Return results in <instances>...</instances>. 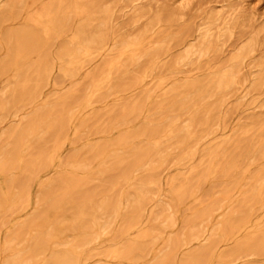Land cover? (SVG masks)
I'll list each match as a JSON object with an SVG mask.
<instances>
[{
	"label": "rangeland",
	"instance_id": "374dc122",
	"mask_svg": "<svg viewBox=\"0 0 264 264\" xmlns=\"http://www.w3.org/2000/svg\"><path fill=\"white\" fill-rule=\"evenodd\" d=\"M0 1V13L3 14L2 21H0V60L3 59L0 63V175L1 171L4 175H2L3 177L0 176L2 179H0L2 181H0V193H2L0 196L3 195L0 197V203H3V201L4 203L7 202V206L5 205L6 207H4L3 210V207L0 208V264H6L15 255H17V263L15 264H52L51 260L54 258L53 255L61 253L65 248H75V237L79 233L77 229L79 217L74 214L75 209L73 208L75 205L81 204L83 199L88 196L92 198V201L95 202L96 205L104 203L103 200L106 202L112 199L113 201L115 200L114 202L118 200L120 204H122L118 210L119 213L116 212L118 214H114L113 212L105 213V219L103 218V220H107L108 218V228L103 231V234L101 233L99 237L82 247L83 249H79V251H83L82 253L84 255H81L80 261L77 264H155L158 260L162 263L157 262V264H181V262H184L188 257L195 255L197 251L201 252L202 249L204 253L206 251L207 256L205 257L206 261L204 260V263L202 262L201 264H264V192H262L264 191V174L262 175V173H264V0H105V3L104 0H99V2L98 0H91L90 3H85L84 0H81L79 3H76V5L80 6V8L78 7L79 10L71 6L74 14L72 10L69 11L67 7L68 3H63L61 7L63 9L65 8V10L68 9L67 17L63 16L65 22L61 20V23L62 21L64 23L59 26L56 25V22L53 26L47 24L48 27L46 28V32H39V37H42V41H38L39 43L37 44L43 43V45L41 44L39 45L40 47L37 46V48L40 49L42 46L43 47L41 50L33 47L31 50L33 51L31 53L32 55L29 53L26 56L28 60L25 57L22 59V53L21 55L18 54L20 57L15 55L19 58L17 60L15 57H12L11 53L14 50L13 46H17L16 39L12 32L28 27L31 19L34 18L45 22V19L41 17L42 8L53 4L56 0ZM17 1L18 3H16ZM95 2H97V4H95ZM87 4L92 8L90 9L92 12L95 10L97 11L99 8L106 9L110 12L109 19L105 25V34L107 35L106 48L102 50L95 49L90 59L85 61L82 60L81 69L76 72L77 75H75V77L73 76L74 78H61V73L58 71L60 70V62L56 59V56L62 46L61 44L70 38L72 31L75 30L78 23L84 20V15L86 14L81 8ZM6 7L11 9L7 10ZM16 7H18L20 13L17 11ZM16 12L20 14L19 17ZM61 12H59V17ZM218 14H221V17L219 20L215 21L211 27V33L213 34L212 39L213 41L215 40V46L206 50L203 55L193 57L192 61H184L185 63L180 62L179 58L185 55L189 49L201 47L203 44L201 33L210 22H214V19L210 17H215ZM14 16L17 18L15 19ZM93 24L95 27L99 26V19H96ZM5 31H8V33H5ZM223 31L225 32L223 38L218 40L216 36L219 32L222 33ZM139 33H142L140 37L142 40L138 48L135 49L125 45L133 36ZM41 34L45 38L41 36ZM4 36L8 37L6 40H8L7 42L10 43V46L7 45L8 43H6ZM117 40L122 41L116 42ZM249 42L252 43L253 50L242 60L243 64L241 63L238 67L239 72L236 74L233 82L230 83L227 88H219L216 82H213L210 88H207L208 81L211 78L213 79V77L215 78V75L219 71L227 69L231 64V58L240 48L247 45ZM35 52H37L36 55H34ZM56 52L57 54H55ZM121 52L124 53L122 54ZM44 53H47L46 56L48 59L52 55L51 59H49L51 61L47 60L52 69L50 73L52 81L49 79V82L43 85L45 88L43 86V88L41 87V95L34 102L13 105L9 102L12 90L17 87V85L22 86V84H24L22 75H31V73H33V68L36 63L42 59L41 57L44 56ZM7 56L10 60L11 58L12 60H16L12 61V63L14 62L13 65L10 64L11 61L8 62ZM104 56H107V60L108 56L117 57H115V59L112 57L113 60L109 62L112 58L110 57L107 61ZM127 57H131L132 60H128L129 62L125 63L126 59H128ZM116 61H118V63ZM86 62L87 64L84 65ZM115 62L117 63V67ZM107 63H110L111 66H106ZM4 65L6 71L4 70ZM101 66L103 68H101ZM12 67L14 68L11 70ZM115 67L117 69H115ZM95 69L97 73H100V71L104 69V71H106L107 69V72H105L103 76H97L98 81L96 84L92 83L90 80L92 77L91 74H96L94 73ZM79 71L81 73H79ZM91 71L93 73H91ZM113 71L114 75L112 76L111 74ZM17 74L19 75L16 76ZM12 75L15 76L13 77ZM59 78L61 81L58 80ZM87 78L89 79L87 80ZM100 78H103V80ZM20 79L22 81H18ZM56 79L60 82H62V79L65 81L63 83H58ZM11 83L13 84L12 86ZM14 83H16L15 87ZM110 83L112 84L110 85ZM192 83H199L201 85L199 86L200 89L195 90L192 87L186 88L185 85ZM77 88H81V90L79 89L78 92ZM88 88H90L89 91ZM75 89H77V91ZM86 92L87 94H85ZM65 93L67 95H65ZM80 96L83 97L80 98ZM7 98H9V100ZM142 100L147 103L145 104ZM67 101H69V105L67 104L68 106L65 104ZM81 102L82 104L79 105ZM59 104L63 105L60 106ZM197 104L199 107H196ZM57 105L59 107H57ZM11 106L13 109L12 112ZM69 108L71 109L69 110ZM126 108L127 110L125 111ZM45 110L47 114H45ZM64 110L68 113L67 115ZM140 110L141 112L143 111L142 114ZM177 110L179 113H177ZM41 111L45 113L43 114ZM57 111L58 113L63 111L62 113L66 115L65 120L66 118L68 119L65 121L66 124L63 122L64 126L62 129L64 131L60 129V134L63 131V135L58 133V129L52 127L54 123H58L56 116ZM37 112L39 116L41 113L40 119L44 117L43 121L40 122L39 127H36L35 132V129L31 130L33 132L30 131V133L25 136L26 138L22 137L24 139L18 147V151L20 150L18 153L20 155L11 152L12 143H10V134L17 128L20 129L24 127V123H26L25 120L33 119L36 117ZM49 112L50 115H48ZM52 113L55 115H52ZM166 114L168 116H166ZM169 116H172L171 119ZM172 121H174L173 124L175 126L173 133H175V130H183V133H185V136L189 139L186 138L185 144L180 147L176 143L174 144V139H171L170 136ZM48 125H50V128ZM149 126L150 129L157 127L163 130L160 134L156 135L157 138L148 135V137H145L143 132L148 131L147 129ZM43 128L44 130H42ZM53 129H56L55 132ZM189 129L190 132H188ZM76 130L78 131L76 132ZM53 132L55 134L57 133V135L52 136L51 133ZM126 132H128L127 136L132 134V136L130 135L131 138H129L126 144H117V147L115 142L117 143L118 141V135H125ZM47 134H50V136L57 141V144L52 140L53 138ZM59 135L60 138L58 137ZM115 135L118 138H116ZM49 137L51 141L47 143L45 138L50 140L48 139ZM132 138L133 140H130ZM59 139H61V141ZM154 139L159 143L157 154L152 157H145L142 162L143 168L141 166L138 167L133 173L132 178L126 181L121 173L124 172L127 164L132 161L134 151L142 147L145 148L150 146ZM27 140L28 142L26 143ZM111 140L112 142L115 140L113 145L112 142L108 143ZM102 142H105L104 144L107 143L106 145L108 148L106 149L108 150L105 152V155L97 157L93 151L102 147ZM50 144H54V146H50L52 148H50L51 150L49 149ZM109 145L112 148L109 147ZM6 146H8L7 149ZM53 149H55V151H52ZM89 150H91L93 154L90 153ZM34 151H41V153H38L39 155H36L38 157L41 155V159L47 158L44 160L42 167H31L30 169L28 161L30 162L31 159L36 158L34 154L30 156V153H34ZM47 151L48 154L46 153ZM84 152H86L85 154L87 157L91 158L92 155L93 160L90 159L88 161L87 157H84L87 160L84 159L83 156H86L83 154ZM23 153L25 157L22 156ZM89 153L91 155H89ZM42 154H46V156L44 157ZM15 156H17V158ZM128 156L131 159H129ZM29 158L30 160H28ZM13 161L14 163L12 164ZM77 163L91 164V167L88 166L87 169L83 171L86 175L85 173L77 172V169L74 167ZM5 165L6 168H4ZM47 165L49 168H46ZM214 168H216V170ZM87 172L89 173L87 174ZM39 173L41 174L39 175ZM63 175L64 177L74 176V184L72 186L69 184L72 190L68 185L62 182L61 178ZM151 175L152 177H156L153 178L155 185L148 188L149 192L146 195V205L144 204L140 207L132 201L130 194L135 187L139 186L141 181ZM77 177L82 179L80 180ZM89 177H92L91 180ZM59 178L61 180H59ZM75 178L78 179H76V182ZM4 180L6 181L5 183ZM75 184L77 186H75ZM58 185L62 186L59 187ZM23 188L26 190V193ZM57 188H59V192L63 189L67 190V188L69 191L67 190L68 192H66V190H63L62 194L58 192ZM8 190L9 192H7ZM22 190L24 192H22ZM226 191L228 192L227 194ZM28 192L30 195H28ZM261 192L263 193L262 195ZM12 193H14V195ZM67 193L70 199H73L72 203L69 201ZM177 193L180 194L183 201L181 199H176ZM23 194L26 195L23 197ZM254 194H257V198ZM64 195L65 200L61 202L62 204L57 203L63 200L62 197H64ZM80 196L82 201L78 199ZM154 196L159 199H155L156 197L154 198ZM3 197L6 200H3ZM22 198L26 199L24 200ZM27 198L29 201H27ZM29 198H31V200ZM43 198L47 199L44 200ZM243 198L248 202H245L244 199V204L242 201ZM254 199H258L255 200L258 206ZM54 200L59 201L55 202V204L53 202L52 204L51 202ZM159 201L160 204L158 208L156 204ZM215 201H217L219 205L217 204L209 215H202L203 209L205 210L206 206L209 207ZM252 203L254 204L253 209ZM174 204H176V206ZM1 205L4 206V204H0V206ZM128 205L129 207H127ZM44 206L47 207L46 214H44L46 209ZM64 206L66 207L64 208ZM49 209L51 211H56V213L54 211V213H51ZM138 210L141 211L139 212ZM198 210L201 214L197 212ZM241 210L242 213H240ZM52 214H55V216ZM44 215L46 217H44ZM196 215L198 219H195ZM131 216H136L134 217L135 220ZM247 217H249V219ZM141 218L142 221L140 220ZM229 218L233 220L236 218L235 221L240 218V221H237L240 226L236 225V227L233 226L234 224H230L231 227L233 226L231 228L227 223ZM245 218L248 220H245ZM164 220H167L166 223L163 222ZM225 220L226 223H224ZM241 221L242 223H240ZM124 223L128 226L125 227ZM136 223L137 225H135ZM194 223L198 224L195 226ZM224 224H228V226L226 225L228 229L225 227L223 230ZM122 225L124 229L126 228L125 231L122 229ZM246 225L248 226L245 227ZM21 227L22 231L18 230ZM234 229L236 231H234ZM217 231L218 233L216 234ZM238 231L241 233H237ZM131 232H133V234H131ZM143 232L148 233V239L146 238L148 242L146 249L140 251L135 250L134 253H132L133 250H129L131 244L140 239V235ZM18 234L21 235L22 238ZM137 234L139 236H137ZM250 237H253L254 240L253 238L250 239ZM132 238L134 239L131 240ZM260 238H263V241H261ZM30 239L31 241H29ZM247 240L252 244L246 242ZM170 241H172L171 244L169 243ZM254 241H259V243ZM173 242L177 245L175 246ZM241 242L248 243L250 248H248V251L250 254L246 248L245 250L240 249L244 255L239 249H236L237 244ZM42 243L45 245L43 248H40ZM32 244H34V246ZM168 245L172 246L169 247ZM252 246L253 249L251 250ZM171 247H173L172 250ZM175 247L176 249H174ZM110 248L116 250L118 254L115 256L112 254L108 256V252L113 250ZM126 248L127 253L125 251ZM42 251H44L45 254ZM230 251H234V256L233 254L230 257L228 255H223L230 253ZM244 251H247V253ZM40 252H42V255ZM4 253L6 254L4 255ZM34 253L36 254L34 255ZM253 253H255V255ZM167 255L169 257H167ZM235 255L237 257H235ZM88 258H91L90 261ZM170 259H172V261Z\"/></svg>",
	"mask_w": 264,
	"mask_h": 264
},
{
	"label": "bare ground",
	"instance_id": "6f19581e",
	"mask_svg": "<svg viewBox=\"0 0 264 264\" xmlns=\"http://www.w3.org/2000/svg\"><path fill=\"white\" fill-rule=\"evenodd\" d=\"M8 1V0H7ZM6 1V2H7ZM21 1V0H20ZM81 0H56L55 2H53V4H51V5H49V6H44L43 8H42V11H41V17L42 18H44L45 19V22L44 21H40L39 19H37V18H34V19H31V21H30V23L28 24V27H24V28H22L21 30H19V31H16V32H12L13 33V36L15 37V39H16V43H17V46L15 47V46H13L14 47V50L12 51V57H15V59L17 60V59H19L18 57H20L19 55H21V53H22V59H23V57H25V58H27L26 56L30 53V55H32L31 53L33 52V51H31L32 50V48L34 47H36V49H38L37 48V46H39V45H43V43H41V44H37V43H39L40 41H42V37L40 38L39 36V32H41V31H43V32H46V28L48 27L47 26V24H50V25H54L55 24V22H56V25L57 26H59V25H61L62 23H64L65 22V19H63V16H66L67 14H68V9H69V11L70 10H72L71 9V6H74L75 7V9L76 10H79V8H80V6H78V5H76V3H79ZM85 1V3H90L91 2V0H84ZM97 1V0H96ZM116 1H118V0H116ZM1 2V1H0ZM10 2V1H9ZM8 2V3H9ZM98 2H99V0H98ZM121 2V1H120ZM135 2V1H134ZM134 2H132V3H134ZM12 3H14V4H16V3H18V1L15 3V2H12ZM63 3H68V9L67 10H65V8L63 9L62 7H61V4H63ZM104 3H105V0H104ZM108 3V2H107ZM242 3H243V1H242ZM95 4H97V2H95ZM103 4V3H102ZM9 5V4H8ZM11 5V4H10ZM64 5H67V4H64ZM91 5V4H90ZM5 6V5H4ZM14 6H16V5H14ZM14 6H13V8H14ZM65 7V6H64ZM66 7V8H67ZM79 7V8H78ZM115 7V6H114ZM17 8V11L20 13V11L18 10V7H16ZM20 8H21V6H20ZM6 9L7 10H9V9H11V8H7L6 7ZM82 9V11H84L85 12V14L86 15H84V20L82 21V22H80V23H78V25H77V27L75 28V30H73L72 31V34H71V36H70V38H68V40L67 41H65L64 43H62L61 45H60V43H59V45L61 46V48H60V50L59 49H57V50H59V52H58V54H57V52L55 53V54H57V56H56V59L57 60H59V62H60V70H58L60 73H61V78L62 77H70V78H72L73 76L75 77V75H77L76 74V72L78 71V70H80L81 69V64H82V60H88V59H90V57H91V55H92V53L94 52V50L95 49H97V50H102V49H104V48H106V37H107V35L105 34V25L107 24V21H108V17H109V13L110 12H108V10H106V9H101V8H99L97 11L95 10V11H90V9H92L88 4L86 5V6H84L83 8H81ZM16 10V9H15ZM41 10V9H40ZM62 11V12H61ZM73 11V10H72ZM18 12H16L17 14H18V17H19V13ZM59 12H61V15H60V17H59ZM114 12V11H113ZM167 12V11H166ZM9 13V12H8ZM11 14H12V12H11ZM17 14H14V15H17ZM73 14H74V11H73ZM2 15L3 14H1L0 13V21H2ZM75 16V15H74ZM83 16V15H82ZM15 17V16H14ZM32 17V16H31ZM67 17V16H66ZM221 17V14H218V15H216L215 17H213V16H211L210 18L211 19H214L213 21L214 22H210V24H208L207 25V27L205 28V30L201 33V37H202V41H203V44L201 45V47L200 48H197V49H189L187 52H186V54L185 55H183L182 57H180L179 58V61L180 62H184V61H192V59H193V57H199V56H201V55H203L204 54V52H206V50H209V49H211V48H213V46H215L214 45V43H215V40L213 41V39H212V33H211V27H212V25L215 23V21H217V20H219V18ZM223 17V16H222ZM9 18H10V16H9ZM17 17H15V19H16ZM81 19V18H80ZM96 19H99V26H97V27H95L94 26V24H93V22L96 20ZM11 20H12V18H11ZM61 20H64V22L62 21V23H61ZM72 20H73V18H72ZM75 20V19H74ZM4 21H5V19H4ZM98 21V20H97ZM71 22V21H70ZM73 22V21H72ZM74 23V22H73ZM98 23V22H97ZM75 24V23H74ZM96 25V24H95ZM68 26V25H67ZM54 28L58 31V29L54 26ZM65 28H67V27H65ZM71 28V27H70ZM52 29V28H51ZM54 29V30H55ZM68 29H69V27H68ZM67 29V30H68ZM72 29V28H71ZM53 31V30H52ZM70 31V30H69ZM55 32V31H54ZM142 32V31H141ZM5 33H8V31H5ZM42 33V32H41ZM69 33V32H68ZM11 34V33H10ZM52 34V33H51ZM54 34V33H53ZM224 34H225V32L223 31L222 33H218V35L216 36L217 37V39L218 40H220V39H222L223 38V36H224ZM8 35V34H7ZM141 35H142V33L140 34H137V35H135V36H133L132 38H131V40L129 41V42H127L125 45L126 46H131V47H133V48H138L139 46H140V44H141V40L142 39H140V37H141ZM41 36H43L42 34H41ZM44 37V36H43ZM4 38H5V40L6 39H8V37H6V36H4ZM11 38V37H10ZM45 38V37H44ZM0 39H1V37H0ZM40 39V40H39ZM49 39V38H48ZM123 39H125V38H123ZM3 40V39H2ZM50 40H51V38H50ZM8 40H6V43H8L7 42ZM39 41V42H38ZM119 41H122V40H117L116 42H119ZM253 42V41H252ZM4 43V42H3ZM11 43H13V42H11ZM15 43V42H14ZM44 43H45V41H44ZM10 43H8L7 45H9ZM52 44H53V42H52ZM109 44V43H108ZM123 44V45H124ZM11 45H13V44H11ZM10 46V45H9ZM40 47V46H39ZM43 47V46H42ZM41 47V48H42ZM51 47V46H50ZM6 48H8V47H6ZM41 48L40 49H38V50H41ZM59 48V47H58ZM193 48H194V46H193ZM1 49V48H0ZM48 49V48H47ZM253 50V46H252V43L251 42H249L247 45H245V46H243L242 48H240V50L231 58V64H230V66H228L227 67V69H224V70H221V71H219L216 75H215V78L213 77V79L211 78L209 81H208V86H207V88H210V86L212 85V83L213 82H216V85L219 87V88H227L229 85H230V83H232L233 82V80H234V78L236 77V74L239 72V66L241 65V63H242V60L251 52ZM125 51V50H124ZM48 52V51H47ZM97 52V51H96ZM95 52V53H96ZM108 52H110V51H108ZM107 53V52H106ZM122 53V52H121ZM124 53V52H123ZM122 53V54H123ZM135 53V52H134ZM19 54V55H18ZM37 54V52H35V54L34 55H36ZM119 54V53H118ZM117 54V56L119 57V55ZM133 54V53H132ZM15 55H17V56H15ZM33 55V56H34ZM47 55V53H44V56H42L41 58V60H39V62L38 63H36V65H35V67L33 68V70H32V72L33 73H31V75H22L23 76V82H24V84H22V86H18L17 85V87H15L16 86V83H14L15 85H14V89L12 90V92H11V94H10V103H12L13 105L14 104H18V103H20V104H23V103H25V102H34L37 98H39V96L41 95V87L43 86V85H45L46 83H48L49 82V79H51L50 78V73H51V68H50V66H49V63H48V61L47 60H49V59H51V57H52V55H51V57L48 59V57L46 56ZM101 55V54H100ZM9 56H10V52H9ZM117 56H112L114 59H115V57H117ZM127 56V55H126ZM131 56V55H130ZM8 57V56H7ZM30 57H32V56H30ZM105 57V56H104ZM107 57V56H106ZM105 57V60H107V58ZM111 56H108V60H109V58H110ZM111 57V58H112ZM33 58V57H32ZM47 58V59H46ZM96 58V57H95ZM113 58L111 59V60H109V62L110 61H112L113 60ZM128 58V57H127ZM15 59H13L14 61H16ZM29 59H31V58H29ZM53 59V58H52ZM178 59V58H177ZM1 60H3V59H1ZM1 60H0V63H1ZM8 62H10L11 61V63L10 64H12L13 65V63H12V58H11V60L9 59V57H8ZM26 60V59H25ZM27 60H28V58H27ZM107 60V61H108ZM123 60V59H122ZM128 60H132L131 59V57L130 58H128V59H126V62L125 63H127V62H129ZM49 61H51V60H49ZM124 61V60H123ZM7 62V61H6ZM28 62V61H27ZM26 62V63H27ZM90 62V61H89ZM103 62V61H102ZM114 62V61H113ZM117 63H118V61H116ZM115 62V65L117 64ZM18 63V62H17ZM21 63V62H20ZM24 63V62H23ZM30 63H32V62H30ZM50 63H52V62H50ZM56 63V62H55ZM121 63V62H120ZM185 63V62H184ZM22 64V63H21ZM87 64V62L84 64V65H86ZM90 64V63H89ZM104 64H105V62H104ZM124 64V63H123ZM123 64H120V65H123ZM243 64V63H242ZM7 65H9V64H7ZM18 65H20V64H18ZM102 65V64H101ZM111 66V64L110 63H107V65L106 66ZM114 65V64H113ZM112 65V66H113ZM181 65V64H180ZM16 66H17V64H16ZM1 67H3V66H1ZM4 67H5V65H4ZM85 67V66H84ZM105 67V66H104ZM116 67H117V65H116ZM115 67V69H117ZM119 67V66H118ZM177 67V66H176ZM224 67V66H223ZM14 67H12L11 68V70L13 69ZM18 68V67H17ZM83 68V67H82ZM99 68V67H98ZM101 68H103L102 66H101ZM106 68V67H105ZM111 68V67H110ZM222 68V67H221ZM8 69H10V68H8ZM96 69H97V67H96ZM95 69V71H94V73H96V74H94V75H92L91 74V78H90V80L92 81V83H95L96 84V82L98 81L97 79H98V77L99 76H103L104 75V73L105 72H107V69H106V71H100V73H97V70ZM220 69V68H219ZM5 71H6V67H5V69H4ZM10 70V71H11ZM25 70V69H24ZM108 70H109V68H108ZM241 70V69H240ZM110 71V70H109ZM23 72V71H22ZM7 73H9V72H7ZM24 73V72H23ZM30 73V72H29ZM54 73V72H53ZM79 73H81L80 71H79ZM91 73H93L92 71H91ZM114 73V71L112 72V76L114 75L113 74ZM2 74H4V73H2ZM19 74H17L16 76H18ZM52 75V74H51ZM60 75V74H59ZM99 75V76H98ZM106 75V74H105ZM13 77L15 76V75H12ZM98 76V77H97ZM142 76V75H141ZM264 76V75H263ZM52 77V76H51ZM56 77H57V75H56ZM73 77V78H74ZM85 77H86V75H85ZM90 77V76H89ZM111 77V76H110ZM22 78V77H21ZM141 78V77H140ZM79 79V78H78ZM86 79V78H85ZM89 78H87V80H88ZM100 79H102L103 80V78H100ZM57 80V79H56ZM58 80H60V78L58 79ZM57 80V82L59 83L60 81H58ZM68 80V79H67ZM66 80V81H67ZM72 80V79H71ZM84 80V79H83ZM82 80V81H83ZM237 80V79H236ZM235 80V81H236ZM18 81H22L21 79L20 80H18ZM51 81H52V79H51ZM54 81H55V79H54ZM65 81V80H64ZM63 81V79H62V82H60V83H63L64 82ZM69 81H70V79H69ZM79 81V80H78ZM89 82V81H88ZM261 82V81H260ZM10 83V82H9ZM57 83V84H58ZM91 83V84H92ZM106 83V82H105ZM18 84V83H17ZM80 84V83H79ZM112 83H110V85H111ZM13 84L11 83V86H12ZM100 85V84H99ZM98 85V86H99ZM101 85H103V84H101ZM9 86H10V84H9ZM10 86V87H11ZM91 86V85H90ZM186 86V88H188V87H192V88H194L195 90H199L200 89V87L199 86H201L199 83H192V84H187V85H185ZM44 87V86H43ZM42 87V88H43ZM94 87H97V86H94ZM100 87V86H99ZM104 87L106 88V86L104 85ZM45 88V87H44ZM91 88V87H90ZM90 88H88V91H89V89ZM11 89V88H10ZM78 89V88H77ZM77 89H75L76 91H77ZM80 90H81V88H79ZM79 89H78V92H79ZM99 89H101V88H99ZM104 89V88H103ZM205 90H206V88H205ZM215 90V89H214ZM9 91V90H8ZM44 91V90H43ZM43 91H42V93H43ZM94 91V90H93ZM78 92H76V93H78ZM174 92H176V91H174ZM191 92V91H190ZM71 93V92H70ZM143 93H145V92H143ZM143 93H142V95H143ZM201 93H204V92H201ZM44 94V93H43ZM67 94H68V92H67ZM66 93H65V95H67ZM85 94H87V92L85 93ZM6 95V94H5ZM64 95V96H65ZM83 95V94H82ZM150 95V94H149ZM186 95V94H185ZM45 96V95H44ZM68 96H70V95H68ZM73 96V95H72ZM101 96V95H100ZM183 96V95H182ZM181 96V97H182ZM76 97V96H75ZM83 96H80V98H82ZM144 97V96H143ZM43 98V97H42ZM41 98V99H42ZM45 98H47V97H45ZM63 98V97H62ZM71 98V97H70ZM70 98H68V99H70ZM198 98V97H197ZM196 98V99H197ZM8 100H9V98H7ZM7 99H5V100H7ZM67 99V98H66ZM73 99V98H72ZM91 99V98H90ZM193 99V98H192ZM195 99V98H194ZM7 100V101H8ZM59 100H60V98H59ZM82 100H84V99H82ZM81 100V101H82ZM145 100V99H144ZM174 100V99H173ZM39 101H40V99H39ZM38 101V102H39ZM76 101V100H75ZM75 101H73V102H75ZM79 101V100H78ZM143 101V100H142ZM192 101H194V100H192ZM191 101V102H192ZM68 102V103H67ZM65 104L67 105H69V101H67ZM70 102H72V101H70ZM144 102V101H143ZM205 102V101H204ZM59 103V102H58ZM76 103V102H75ZM74 103V104H75ZM78 103V102H77ZM138 103V102H137ZM145 104L147 103V102H144ZM188 103V102H187ZM11 104V105H12ZM80 104H82V102L81 103H79V105ZM92 104H93V102H92ZM135 104V103H134ZM145 104H144V106H145ZM201 104H203V103H201ZM29 105V104H28ZM27 105V106H28ZM34 105V104H33ZM60 105V104H59ZM63 105V104H62ZM62 105H60V106H62ZM67 105V106H68ZM79 105H78V107H79ZM90 105H91V103H90ZM136 105V104H135ZM170 105V104H169ZM179 105V104H178ZM198 105V104H197ZM196 105V107H199V105L197 106ZM15 106H17V105H15ZM26 106V105H25ZM67 106H64V107H67ZM89 106V105H88ZM137 106V105H136ZM165 106V105H164ZM177 106V105H176ZM32 107V106H31ZM55 107V106H54ZM57 107H59L58 105H57ZM90 107V106H89ZM140 107H141V105H140ZM165 107H167V106H165ZM195 107V108H196ZM20 108V107H19ZM18 108V109H19ZM27 108H29V107H27ZM26 108V109H27ZM72 108H74V107H72ZM125 108V107H124ZM143 108V107H142ZM159 108H161V107H159ZM176 108V107H175ZM194 108V109H195ZM25 109V110H26ZM49 109V108H48ZM71 108H69V110H70ZM139 109V108H138ZM183 109V108H182ZM190 109H191V107H190ZM24 110V111H25ZM47 110V109H46ZM45 110V111H46ZM51 110V109H50ZM62 110V109H61ZM61 110H59V111H61ZM127 110V108L125 109V111ZM135 110H136V108H135ZM143 110V109H142ZM173 110V109H172ZM13 111V109H12V106H11V112ZM17 111V110H16ZM56 111V110H55ZM124 111V110H123ZM169 111V110H168ZM168 111H167V113H168ZM171 111V110H170ZM175 111V110H174ZM180 111V110H179ZM189 111V110H188ZM10 112V113H11ZM30 112V111H29ZM42 112V111H41ZM63 112V111H62ZM62 112H59L58 113V111H57V114H56V116H57V122L58 123H54L53 125H52V127H55L56 129H58L57 131H59L58 133L60 134V129L61 130H63L62 128H63V126H64V124H63V122L65 123V121H67L68 119L66 118V120H65V116L68 114V113H66L65 112V110H64V112H65V114H63ZM73 112V111H72ZM121 112V111H120ZM140 112H141V110H140ZM173 112V111H172ZM40 113V112H39ZM43 114L45 113V112H42ZM138 113V112H137ZM143 113V111L141 112V114ZM177 113H179L178 112V110H177ZM22 114V113H21ZM37 114H38V112H37ZM37 114H36V117H34L33 119H31V120H25V122L26 123H24V127H22V128H20V129H18L17 128V124H16V130L13 132V133H11L10 134V138H11V142L10 143H12V148H11V152H14V153H16L17 155H20L18 152L20 151H18V147H19V145H20V143H21V141L24 139V138H26L25 136L26 135H28L29 133H30V131L31 130H34V132L36 131V127H39V124H40V122H42L43 121V118L42 119H40V117H41V113H40V116H39V114H38V116H37ZM45 114H47V111H46V113ZM74 114V113H73ZM170 114H171V112H170ZM189 114V113H188ZM187 114V115H188ZM10 115V114H9ZM15 115V114H14ZM20 115V114H19ZM35 115V114H34ZM48 115H50V112H49V114ZM52 115H55V114H53L52 113ZM138 115V114H137ZM140 115V114H139ZM175 115V114H174ZM43 116V115H42ZM166 116H168L167 114H166ZM173 116V115H172ZM171 116V117H172ZM197 116V115H196ZM3 117V116H2ZM4 117H6V116H4ZM18 117V116H17ZM30 117H31V115H30ZM52 117V116H51ZM170 117V116H169ZM171 117H170V119H171ZM12 118H13V116H12ZM46 118V117H45ZM71 118V117H70ZM168 118V117H167ZM177 118V117H176ZM8 119H9V117H8ZM52 119V118H51ZM173 119V118H172ZM175 119V118H174ZM17 120V119H16ZM2 121V120H1ZM28 122V123H27ZM49 122V121H48ZM50 122H52V121H50ZM69 122V121H68ZM73 122V121H72ZM173 122L174 121H172L171 123H172V127H171V131H170V136H171V139H174V144L176 143L179 147L181 146V145H184L185 144V141H186V138H187V136H185V133H183V130H175V133H173L174 132V128H175V126H174V124H173ZM187 122V121H186ZM196 122V121H195ZM193 123H194V121H193ZM46 124V123H45ZM44 124V125H45ZM66 124V123H65ZM190 124V123H189ZM68 125V124H67ZM49 126V128H50V125H48ZM190 126H192V125H190ZM203 126V125H202ZM14 127V126H13ZM65 127H66V125H65ZM64 127V128H65ZM145 127H147V126H145ZM12 128V127H11ZM49 128H47V129H49ZM13 129V128H12ZM56 129H53L54 130V132H55V130ZM42 130H44V128L42 129ZM148 131H144L143 132V134H145V137H148V136H155L156 137V135H158V134H160L161 133V131L163 130H160V129H158L157 127L156 128H151L150 129V126L148 127V129H147ZM45 131H47V130H45ZM64 131V130H63ZM63 131L61 132V134L60 135H63L62 133H63ZM78 130H76V132H77ZM140 131V130H139ZM143 131V130H142ZM31 132H33V131H31ZM40 132H41V130H40ZM52 132V131H51ZM51 133L52 134V136H54V135H57V133L55 134V133ZM188 132H190V129H189V131ZM8 133V132H7ZM50 133V132H49ZM130 133H131V131H130ZM133 133V132H132ZM34 134H36V133H34ZM124 134V133H123ZM127 134H128V132H126L125 133V135H118V137H116V135H115V137L116 138H118L117 140V143L115 142V140H113L114 142H115V144L117 145H122V144H126L127 142H128V140H129V138H131V136H132V134H130V135H128L127 136ZM135 134H136V132H135ZM2 135V134H1ZM48 136H50V134H47ZM60 135L58 136L59 138H60ZM137 135H138V133H137ZM148 135V136H147ZM34 136V135H33ZM32 136V137H33ZM48 136H46V137H48ZM52 136H50V137H52ZM189 136V135H188ZM2 137V136H1ZM22 137H24V138H22ZM50 137L48 138V139H50ZM74 137V136H73ZM134 137V136H133ZM159 137V136H158ZM37 138V137H36ZM53 138V137H52ZM157 138V137H156ZM5 139V138H4ZM29 139V138H28ZM31 139V138H30ZM55 139H56V137H55ZM61 139H62V136H61ZM61 139H59L60 141H61ZM115 139V138H114ZM165 139H167V138H165ZM188 139V138H187ZM6 140H7V138H6ZM9 140V139H8ZM45 140L47 141V143H48V141H51V139L50 140H47L46 138H45ZM52 140H54V138L52 139ZM130 140H133V138L132 139H130ZM168 140H169V137H168ZM167 140V141H168ZM189 140V139H188ZM5 141V140H4ZM35 141V140H34ZM33 141V142H34ZM38 141V140H37ZM36 141V142H37ZM59 141V142H60ZM8 142V141H7ZM28 142V140L26 141V143ZM53 142V141H52ZM54 142H56V144H57V141L56 140H54ZM53 142V143H54ZM106 142V141H105ZM105 142H102V147H99V148H97V149H95L93 152L95 153V156H103V155H105L106 153V151L108 150V149H106V148H108V146L106 145V144H104ZM112 142V140L110 141V142H108V143H111ZM114 142H112V145H113V143ZM133 142V141H132ZM173 142V141H172ZM5 143V142H4ZM51 143V142H50ZM131 143V142H130ZM134 143V142H133ZM152 144L150 145V146H147V147H145V148H139L138 150H135L134 151V154H133V158H132V161L130 162V163H128L127 164V166H126V169L124 170V172H122L121 174H123V178L126 180V181H129L131 178H132V175H133V173L138 169V167H142L143 165H142V162H143V159L145 158V157H152V156H154V155H156L157 154V149H158V147H159V143H157V141H156V139H154L153 140V142H151ZM55 144V143H54ZM54 144L52 145V144H50L49 145V149L51 148L50 146H54ZM58 144H60V143H58ZM103 144H104V146H103ZM114 144V145H115ZM97 145V144H96ZM99 145H101V144H99ZM115 145V146H116ZM118 145H117V147H118ZM130 145V144H129ZM136 145V144H135ZM139 145V144H138ZM170 145V144H169ZM22 146V145H21ZM24 146H25V143H24ZM37 146V145H36ZM56 146V145H55ZM141 146V145H140ZM139 146V147H140ZM188 146H189V144H188ZM187 146V147H188ZM2 147V146H1ZM47 147V146H46ZM57 147V146H56ZM109 147H111L110 145H109ZM114 147V146H113ZM187 147H186V149H187ZM190 147H192V146H190ZM8 148V146H6V149ZM34 148V147H33ZM39 148H42V147H39ZM38 148V149H39ZM55 148V147H54ZM93 148H94V146H93ZM92 148V149H93ZM112 148V147H111ZM116 148V147H115ZM120 148V147H119ZM189 148V147H188ZM19 149H21V148H19ZM52 149V148H51ZM50 149V150H51ZM110 149V148H109ZM185 149V150H186ZM214 149V148H213ZM10 150V149H9ZM9 150H7V151H9ZM87 150V149H86ZM172 150V149H171ZM33 151V150H32ZM49 151V150H48ZM48 151L46 152L47 154H48ZM52 151H55V149H53ZM51 151V152H52ZM169 151V150H168ZM187 151V150H186ZM216 151V150H215ZM3 152V151H2ZM24 152V151H23ZM27 152V151H26ZM45 152V151H44ZM50 152V151H49ZM89 152L90 153H92L91 152V150H89ZM114 152V151H113ZM35 153H37V154H35ZM38 153H41V151L40 152H36V151H34V153H30V156H31V154L33 155H35V157L36 158H34V159H31L30 160V158L28 159V160H30V162L28 161V164H29V166H30V169H31V167H42V164H44L43 162H44V160H46V158L44 159L43 157V159H41V155L38 157V156H36V155H39ZM86 152H84L83 154H85ZM89 153V155H91ZM129 153V152H128ZM127 153V154H128ZM5 154H7V153H5ZM50 154V153H49ZM78 154H80V153H78ZM93 154V153H92ZM206 154V153H205ZM254 154H255V152H254ZM253 154V155H254ZM13 155V154H12ZM22 155V154H21ZM28 155V154H27ZM43 155V154H42ZM81 155V154H80ZM86 155V154H85ZM88 155V156H89ZM110 155V154H109ZM22 156H24V153H23V155ZM44 157L46 156V154L45 155H43ZM48 156H50V155H48ZM78 156V155H77ZM76 156V157H77ZM82 156V155H81ZM94 156V157H95ZM193 156V155H192ZM207 156V155H206ZM212 156V155H211ZM216 156V155H215ZM256 156V155H255ZM261 156V155H260ZM16 158H17V156H15ZM25 157V156H24ZM27 157V156H26ZM33 157V156H32ZM75 157V156H74ZM84 157H87V155L86 156H83V158ZM129 157V156H128ZM160 157V156H159ZM191 157V156H190ZM258 157V156H257ZM3 158V157H2ZM50 158V157H49ZM48 158V159H49ZM55 158H56V155H55ZM88 158V161L90 160V159H92L93 157H92V155H91V158L90 157H87ZM96 158V157H95ZM118 158H119V156H118ZM7 159H8V156H7ZM74 159V158H73ZM84 159H86V158H84ZM127 159V158H126ZM129 159H131L130 157H129ZM4 160V159H3ZM2 160V161H3ZM9 160V159H8ZM25 160V159H24ZM71 160V159H70ZM81 160V159H80ZM87 160V159H86ZM93 160V159H92ZM113 160V159H112ZM233 160V159H232ZM1 161V162H2ZM69 161V160H68ZM67 161V162H68ZM83 161V160H82ZM99 161V160H98ZM117 161V160H116ZM119 161V160H118ZM124 161V160H123ZM50 162V161H49ZM79 162V161H78ZM147 162V161H146ZM158 162V161H157ZM210 162H211V160H210ZM10 163H11V161H10ZM14 163V161L12 162V164ZM93 163V162H92ZM16 164V163H15ZM19 164V163H18ZM25 164V163H24ZM23 164V165H24ZM49 164V163H48ZM56 164V163H55ZM65 164V163H64ZM69 164V163H68ZM95 164V163H94ZM234 164V163H233ZM236 164V163H235ZM10 165V164H9ZM91 165V164H90ZM90 165H88V163H77V164H75L74 165V167L77 169V172H82V173H85V172H83L85 169H87V167L88 166H90ZM93 165V164H92ZM159 165V164H158ZM218 165V164H217ZM231 165H232V163H231ZM28 166V167H29ZM53 166V165H52ZM70 166V165H69ZM233 166V165H232ZM236 166V165H235ZM19 167H20V165H19ZM18 167V168H19ZM49 168V166L47 165L46 166V168ZM73 167V168H74ZM91 167V166H90ZM96 167V166H95ZM102 167V166H101ZM146 167V166H145ZM156 167V166H155ZM4 168H6V165L4 166ZM18 168H16V169H18ZM66 168V167H65ZM100 168V167H99ZM103 168V167H102ZM143 168V167H142ZM3 169V168H2ZM24 169V168H23ZM29 169V168H28ZM39 169V168H38ZM62 169V168H61ZM67 169V168H66ZM75 169V170H76ZM92 169V168H91ZM147 169V168H146ZM149 169H151V168H149ZM210 169V168H209ZM215 170H216V168H214ZM233 169H234V167H233ZM19 170V169H18ZM17 170V171H18ZM44 170V169H43ZM67 170H69V169H67ZM79 170H81V171H79ZM90 170V169H89ZM97 170V169H96ZM235 170V169H234ZM11 171V170H10ZM28 171V170H27ZM30 171V170H29ZM42 171V170H41ZM226 171V170H225ZM43 172V171H42ZM96 172V171H95ZM213 172V171H212ZM243 172V171H242ZM26 173V172H25ZM31 173V172H30ZM29 173V174H30ZM68 173V172H67ZM89 172H87V174H88ZM96 173H98V172H96ZM21 174V173H20ZM33 174H35V173H33ZM41 173H39V175H40ZM60 174V173H59ZM66 174V173H65ZM95 174V173H94ZM120 174V175H121ZM136 174H138V173H136ZM135 174V175H136ZM264 173H262V175H263ZM3 175V173H2V171H1V177H3L2 176ZM38 175V176H39ZM69 175V174H68ZM76 175H78V174H76ZM81 175H83V174H81ZM85 175H86V173H85ZM96 175V174H95ZM259 175V174H258ZM262 175H260V176H262ZM62 176V175H61ZM67 176V175H66ZM97 176V175H96ZM99 176V175H98ZM255 176V175H254ZM259 176V177H260ZM17 177V176H16ZM24 177H26V176H24ZM63 177H64V175H63ZM61 178L62 179V182L64 183V184H66V185H68L69 186V188H70V185L69 184H71V186L74 184V180H73V178H74V176H72V177H64V178ZM76 177V176H75ZM264 177V176H263ZM5 178V177H4ZM9 178V177H8ZM26 178H28V177H26ZM30 178H32V177H30ZM34 178L36 179V177L34 176ZM59 178V180H61ZM78 178V177H77ZM75 178V182L78 180V179H82V178ZM90 178V177H89ZM89 178H87V179H89ZM92 178V177H91ZM91 178H90V180H91ZM153 178H156L155 176L154 177H152V175L151 176H147L143 181H141V183L139 184V186L138 187H135L134 188V190H133V192L130 194V198L132 199V201L134 202V203H136L138 206H143L144 204H145V201H146V195H147V193L149 192L148 191V188L150 187V186H154L155 185V181H154V179ZM1 179V178H0ZM14 179V178H13ZM77 179V180H76ZM143 179V178H142ZM2 180V179H1ZM0 180V181H1ZM15 180V179H14ZM23 180V179H22ZM33 180V179H32ZM84 180V179H83ZM82 180V181H83ZM258 180V179H257ZM18 181V180H17ZM26 181H27V179H26ZM35 181V180H34ZM116 181V180H115ZM157 181V180H156ZM2 182V181H1ZM6 181L4 180V183H5ZM36 182V181H35ZM84 182V181H83ZM86 182V181H85ZM255 182H256V179H255ZM18 183H19V181H18ZM82 183V182H81ZM81 183H80V186H81ZM114 183V182H113ZM112 183V184H113ZM236 183V182H235ZM9 184V183H8ZM20 184V183H19ZM33 184H34V182H33ZM59 184V183H58ZM175 184V183H174ZM185 184V183H184ZM237 184V183H236ZM248 184V183H247ZM77 185H78V182H77ZM76 184H75V186H77ZM173 185V184H172ZM19 186H21V185H19ZM59 187H61L60 185H58ZM57 186V187H58ZM65 186V185H64ZM182 186V185H181ZM249 186V185H248ZM252 186V185H251ZM258 186V185H257ZM264 186V185H263ZM1 187H2V185H1ZM66 187V186H65ZM78 187H79V185H78ZM77 187V188H78ZM82 187V186H81ZM179 187V186H178ZM19 188V187H18ZM21 188V187H20ZM25 188V187H24ZM23 188V189H24ZM176 188V187H175ZM252 188V187H251ZM1 189V188H0ZM58 189V192H59V188H57ZM71 190H72V188H70ZM74 189V188H73ZM81 189V188H80ZM181 189V188H180ZM260 189V188H259ZM264 189V188H263ZM262 189V190H263ZM21 190V189H20ZM25 190V189H24ZM62 190V189H61ZM63 190H66V189H63ZM63 190L62 191H60L59 193H62L63 194ZM67 190L69 191V189L67 188ZM66 190V192H68ZM76 190V189H75ZM1 191V190H0ZM90 191V190H89ZM160 191V190H159ZM184 191V190H183ZM247 191V190H246ZM255 191H258V190H255ZM4 192V191H3ZM7 192H9V190L7 191ZM14 192V191H13ZM21 192V191H20ZM22 192H24L23 190H22ZM21 192V193H22ZM58 192L56 191V193L58 194ZM65 192V191H64ZM72 192V191H71ZM74 192H76V191H74ZM87 192V191H86ZM94 192V191H93ZM97 192V191H96ZM154 192V191H153ZM262 192H264V191H262ZM261 192V195L263 194ZM25 193H26V190H25ZM54 193V192H53ZM88 193V192H87ZM158 193V192H157ZM181 193V192H180ZM228 192L226 191V194H227ZM0 194H2V193H0ZM9 194V193H8ZM11 194V193H10ZM13 195H14V193H12ZM55 194V193H54ZM57 194H55V195H57ZM68 194V193H67ZM66 194V195H67ZM75 194V193H74ZM90 194V193H89ZM164 194V193H163ZM249 194V193H248ZM19 195H20V193H19ZM26 195V194H25ZM24 194H23V197L25 196ZM28 195H30V193L28 192ZM32 195V194H31ZM55 195H53V196H55ZM60 195V194H59ZM91 195V194H90ZM157 195V194H156ZM169 195H171V194H169ZM185 195H186V193H185ZM252 195V194H251ZM255 196H256V198H257V194H254ZM260 195V196H261ZM3 196V195H2ZM2 196H0V197H2ZM10 196V195H9ZM22 196V195H21ZM52 196V195H51ZM50 196V197H51ZM87 196V195H86ZM94 196V195H93ZM111 196H114V195H111ZM111 196H109V197H111ZM119 196V195H118ZM161 196V195H160ZM184 196V195H183ZM255 196H253V197H255ZM32 197V196H31ZM47 197H49V196H47ZM68 197H69V194H68ZM95 197V196H94ZM96 197H97V195H96ZM147 197H149V196H147ZM156 196H154V198H155ZM246 197V196H245ZM248 197V196H247ZM252 197V196H251ZM251 197H249V198H251ZM11 198V197H10ZM16 198H18V197H16ZM63 198V200H61L60 202H57V201H59L60 199H61V197H60V199L59 200H57V201H52L51 203L53 204V202H54V204H55V202H57V203H61L62 201H64L65 200V195H64V197H62ZM263 198V197H262ZM5 198L3 197V200H4ZM22 199H26V198H22ZM30 200H31V198H29ZM44 199V198H43ZM45 199H47V198H45ZM44 199V200H45ZM53 199V198H52ZM51 199V200H52ZM67 199V198H66ZM78 199H80L81 201H82V199H81V196H80V198H78ZM98 199V198H97ZM97 199H96V201H97ZM155 199H157V197L155 198ZM159 199V198H158ZM157 199V200H158ZM176 199L177 200H182L183 201V199L181 198V196H180V194L179 193H177L176 194ZM244 199L245 198H243V202H244ZM1 200V199H0ZM2 200V201H3ZM6 200V199H5ZM44 200H41L42 202H45ZM49 200V199H48ZM68 200V199H67ZM73 200V199H72ZM72 200L70 199V197H69V201H71V203H72ZM103 200V199H102ZM108 200V199H107ZM162 200V199H161ZM255 200H258V199H254V201ZM13 201V200H12ZM15 201H17V200H15ZM27 201H29L28 200V198H27ZM101 201V200H100ZM115 201V200H114ZM113 201V199L111 200V201H104L103 200V202L104 203H101V204H99V205H96L95 204V202H93L92 201V198H90L89 196L88 197H85V199H83V201H82V203L81 204H79V205H75V207L73 208V209H75V213L74 214H76L79 218V220H78V222H79V224L77 225L78 226V230H79V233L77 234V236L75 237V240H76V244H75V248H65L64 250H62V252L61 253H59V254H57V255H53L54 256V258L51 260L52 261V264H77L79 261H80V257H81V255L83 254L82 252L83 251H79V249L81 250V249H83L82 247H84V246H86L87 244H89L91 241H93L94 239H96L97 237H99V235L103 232V231H105L107 228H108V225H109V220H108V218H107V220H103V218L105 217V213L106 212H113L114 214L116 213V212H118V210L120 209V205L122 204H120V201H116V202H114ZM181 201V202H182ZM262 201V200H261ZM40 202V201H39ZM176 202V201H175ZM213 202V201H212ZM217 201H215L214 203H210L211 205L208 207V206H206V208H205V210L203 209V211H202V215H209L210 213H211V211L212 210H214L215 209V207L217 206V204H218V202L216 203ZM245 202H248V201H246V199H245ZM245 202H244V204H245ZM256 202V204H257V201H255ZM30 203H31V201H30ZM48 203V202H47ZM50 203V202H49ZM147 203V202H146ZM152 203V202H151ZM150 203V204H151ZM260 203V202H259ZM0 204H4V206H0V208L1 207H3L2 208V210L4 209V207H6L7 205V202L6 203H4V201H3V203H0ZM14 204V203H13ZM21 204H22V202H21ZM20 204V205H21ZM62 204V203H61ZM78 204V203H77ZM148 204V203H147ZM160 204V201L156 204L157 206ZM173 204V203H172ZM241 204V203H240ZM253 204V203H252ZM255 204V205H256ZM6 205V206H5ZM44 205V204H43ZM72 205V204H71ZM146 205V204H145ZM175 206H176V204H174ZM219 205V204H218ZM249 205V204H248ZM247 205V206H248ZM54 206V205H53ZM61 206V205H60ZM178 206V205H177ZM240 206V205H239ZM245 206V205H244ZM257 206H258V204H257ZM18 207V206H17ZM45 207V206H44ZM51 207V206H50ZM58 207V206H57ZM66 206H64V208H65ZM68 207V206H67ZM127 207H129V205L127 206ZM147 207H148V205H147ZM162 207V206H161ZM241 207V206H240ZM253 207H254V204H253V206H252V209H253ZM19 208V207H18ZM46 209H45V212H44V214H46V211H47V207H45ZM70 208H71V206H70ZM131 208V207H130ZM135 208H137V207H135ZM152 208V207H151ZM158 208H159V206H158ZM157 208V209H158ZM204 208V207H203ZM12 209V208H11ZM15 209V208H14ZM17 209V208H16ZM51 209H52V207H51ZM59 209V208H58ZM128 209V208H127ZM139 209V208H138ZM141 209V208H140ZM146 209V208H145ZM156 209V210H157ZM240 209V208H239ZM242 209V208H241ZM1 210V209H0ZM50 210V209H49ZM57 210V209H56ZM68 210H71V209H68ZM152 210V209H151ZM150 210V211H151ZM165 210H167V209H165ZM54 211V210H53ZM53 211H51L50 210V212L52 213ZM72 211V210H71ZM139 211V210H138ZM141 211V210H140ZM139 211V212H140ZM146 211V210H145ZM200 211H201V209H200ZM199 210L197 211L198 213L200 212ZM49 212V213H50ZM55 213H56V211H54ZM53 212V213H54ZM124 212V211H123ZM130 212V211H129ZM131 212H133V211H131ZM48 213V212H47ZM119 213V212H118ZM118 213H116V214H118ZM136 213V212H135ZM164 213V212H163ZM240 213H242V210L240 211ZM129 214H131V213H129ZM133 214V213H132ZM199 214H201V213H199ZM199 214H197L198 216H200ZM52 215H54L55 216V214H52ZM120 215V214H119ZM197 215L195 216V219H198L197 218ZM201 215V216H202ZM226 215H228V214H226ZM49 216V215H48ZM137 216V215H136ZM136 216H134V217H136ZM139 216V215H138ZM142 216V215H141ZM248 216V215H247ZM44 217H46L45 215H44ZM119 217V216H118ZM120 217H123V216H120ZM132 217V216H131ZM134 217H132L133 219H134ZM246 217V216H245ZM250 217V216H249ZM249 217H247L248 219H249ZM75 218V217H74ZM149 218H151V217H149ZM164 218V217H163ZM202 218H203V216H202ZM201 218V219H202ZM211 218V217H210ZM237 218V217H236ZM236 218L233 220L232 218H229L228 219V224H229V226H230V224L232 225V224H234L233 226H236V225H239V222H237V221H240L239 219H237V221H235L236 220ZM247 218H245V220L247 219ZM44 219V218H43ZM105 219V218H104ZM131 219V218H130ZM138 219V218H137ZM166 219V218H165ZM204 220H205V218H203ZM242 219H243V217H242ZM247 219V220H248ZM73 220V219H72ZM129 220V219H128ZM135 220V219H134ZM141 221H142V218L140 219ZM200 220V219H199ZM40 221V220H39ZM75 221V220H74ZM166 221L167 220H164L163 222L164 223H166ZM135 222V221H134ZM160 222V221H159ZM190 222H191V220H190ZM112 223H113V221H112ZM145 223V222H144ZM199 223V222H198ZM198 223H194L195 224V226L198 224ZM224 223H226V220L224 221ZM240 223H242V221L240 222ZM257 223V222H256ZM74 224H76V223H74ZM121 224V223H120ZM125 224V223H124ZM130 224V223H129ZM131 224H132V222H131ZM228 224H224L225 226H223L224 228H223V230L225 229V227H227L228 226ZM57 225V224H56ZM133 225H134V223H133ZM135 225H137V223L135 224ZM189 225V224H188ZM227 225V226H226ZM248 225H249V223H248ZM248 225H246L245 227H247ZM30 226H32V225H30ZM60 226V225H59ZM126 226H128L127 224H125V227ZM131 226V225H130ZM140 226V225H139ZM142 226V225H141ZM232 226V227H233ZM240 226V225H239ZM263 226H264V224H263ZM75 227V226H74ZM74 227H73V229H74ZM122 227H123V225H122ZM132 227V226H131ZM145 227V226H144ZM219 227V226H218ZM231 227V226H230ZM231 227V228H232ZM237 227V226H236ZM41 228V227H40ZM76 228V227H75ZM119 228H120V226H119ZM142 228V227H141ZM147 228V227H146ZM191 228H193V227H191ZM190 228V229H191ZM197 228V227H196ZM252 228V227H251ZM22 229V227L20 228V229H18V230H21ZM26 229H27V227H26ZM63 229V228H62ZM122 229H124V227L122 228ZM126 229V228H125ZM125 229H124V231H125ZM127 229H128V227H127ZM155 229H156V226H155ZM227 229H228V227H227ZM236 229V228H235ZM234 229V231H236ZM29 230H30V227H29ZM121 230V229H120ZM133 230V229H132ZM136 230V229H135ZM158 230V229H157ZM244 230V229H243ZM22 231V230H21ZM54 231V230H53ZM111 231V230H110ZM148 231V230H147ZM194 231H196V230H194ZM218 231H219V229H218ZM218 231L216 232V234L218 233ZM230 231V230H229ZM242 231V230H241ZM18 232V231H17ZM25 232H27V231H25ZM116 232H118V231H116ZM134 232V231H133ZM133 232H131V234H133ZM141 232V231H140ZM199 232V231H198ZM240 231H238L237 233H239ZM247 232V231H246ZM22 233V232H21ZM28 233H29V231H28ZM105 233V232H104ZM111 233V232H110ZM122 233V232H121ZM200 233V232H199ZM230 233V232H229ZM236 233V234H237ZM241 233V232H240ZM244 233H245V231H244ZM23 234V233H22ZM103 234V233H102ZM131 234H130V236H131ZM139 234V233H138ZM137 234V236H139ZM160 234V233H159ZM195 234V233H194ZM226 234H227V232H226ZM264 234V233H263ZM19 235V234H18ZM121 235V234H120ZM193 235V234H192ZM233 235V234H232ZM240 235V234H239ZM261 235V234H260ZM14 236V235H13ZM19 236H21V235H19ZM39 236V235H38ZM151 236V235H150ZM150 236H149V238H150ZM194 236H196V235H194ZM193 236V237H194ZM225 236V235H224ZM223 236V237H224ZM238 236V235H237ZM258 236V235H257ZM264 236V235H263ZM16 237H17V235H16ZM15 237V238H16ZM29 237V236H28ZM27 237V238H28ZM117 237V236H116ZM148 237V233L147 232H143V233H141V235H140V239H138L137 241H134L132 244H131V246H130V249L129 250H133V252L132 253H134V251L135 250H144V249H146V247H147V240H146V238ZM254 237V236H253ZM253 237H250V239L251 238H253ZM13 238V237H12ZM19 238V237H18ZM21 238H22V236H21ZM20 238V239H21ZM27 238H26V240H27ZM120 238V237H119ZM145 239V240H143V239ZM245 238V237H244ZM29 239V238H28ZM128 239H129V237H128ZM134 238H132L131 240H133ZM141 239H142V241H141ZM148 239V238H147ZM56 240H58V239H56ZM174 240H175V238H174ZM227 240V239H226ZM233 240V239H232ZM245 240V239H244ZM243 240V241H244ZM253 240H254V238H253ZM256 240V239H255ZM258 240H259V238H258ZM260 240L261 241H263V238H260ZM13 241H14V239H13ZM17 241V240H16ZM29 241H31V239L29 240ZM41 241V240H40ZM64 241V240H63ZM114 241H115V239H114ZM149 241V240H148ZM173 241V240H172ZM172 241H170L169 243L171 244V242ZM230 241V240H229ZM228 241V242H229ZM240 241H241V239H240ZM249 240H247L246 242H248ZM15 242V241H14ZM14 242H12V243H14ZM18 242V241H17ZM16 242V243H17ZM37 242V241H36ZM227 242V241H226ZM231 242V241H230ZM229 242V243H230ZM245 242V241H244ZM254 242H257V241H254ZM253 242V243H254ZM15 243V244H16ZM34 243H35V240H34ZM38 243V242H37ZM174 243V242H173ZM175 243H176V241H175ZM174 243V244H175ZM178 243V242H177ZM249 243V242H248ZM248 243H243V242H241L240 244H237V246L236 245H234V246H236L237 248L236 249H243V250H245V248L247 249V251H248V248H249V245H248ZM257 243H259V241L257 242ZM263 243V242H262ZM47 244V243H46ZM72 244V243H71ZM70 244V245H71ZM127 244H128V242H127ZM211 244H212V242H211ZM211 244H210V247H211ZM249 244H252L251 242L249 243ZM33 246H34V244H32ZM44 243H42L41 245H40V248H43L44 247ZM118 245V244H117ZM177 244H175V246H176ZM180 245V244H179ZM254 245H255V243H254ZM253 245V246H254ZM67 246V245H66ZM69 246V245H68ZM103 246V245H102ZM169 246V245H168ZM170 246H172V245H170ZM169 246V247H170ZM182 246V245H181ZM253 246H252V248H251V250L253 249ZM256 246V245H255ZM38 247V246H37ZM70 247V246H69ZM124 247V246H123ZM173 247H174V245H173ZM173 247H171V250H172V248ZM210 247H209V249H210ZM259 247V246H258ZM12 248V247H11ZM14 248V247H13ZM25 248V247H24ZM39 248V247H38ZM234 248V247H233ZM261 248H262V246H261ZM86 249V248H85ZM98 249V248H97ZM110 249H113V248H110ZM174 249H176V247L174 248ZM174 249H173V251H174ZM208 249V248H207ZM206 249V250H207ZM250 249V248H249ZM255 249V248H254ZM14 250V249H13ZM44 250V249H43ZM95 250V249H94ZM127 250V248L125 249V251ZM256 250V249H255ZM45 251V250H44ZM44 251H42V252H44ZM123 251H124V249H123ZM146 251H148V250H146ZM209 251V250H208ZM207 251V252H208ZM236 251V250H235ZM241 251V250H240ZM247 251H244V252H246L247 253ZM254 251V250H253ZM42 252H40L41 253V255H42ZM48 252V251H47ZM149 252V251H148ZM195 252V251H194ZM233 252L234 251H230V253H228V254H223V255H228L229 257L233 254ZM242 252V251H241ZM240 252V253H241ZM249 252V251H248ZM120 253V252H119ZM126 253H127V251H126ZM130 253V252H129ZM132 253H131V255H132ZM136 253H138V252H136ZM196 253V252H195ZM205 253H206V251H205ZM204 253V251H203V249H202V251L200 252V251H197V253L195 254V255H193L192 257H188L187 259H185L184 260V262H181V264L183 263V264H201L204 260H205V257L207 256V253L205 254ZM237 253H238V250H237ZM256 253V252H255ZM255 253H253L254 255H255ZM258 253H261V252H258ZM6 253H4V255H5ZM36 253H34V255H35ZM44 254H45V252H44ZM55 254V253H54ZM117 255L118 254V252L116 251V250H111V251H109L108 252V256L109 255ZM144 254V253H143ZM242 254H243V252H242ZM249 254H250V252H249ZM248 254V255H249ZM257 254V253H256ZM32 255V254H31ZM84 255V254H83ZM98 255V254H97ZM123 255V254H122ZM126 255V254H125ZM142 255V254H141ZM189 255H191V254H189ZM240 255V254H239ZM244 255V254H243ZM45 256V255H44ZM135 256V255H134ZM140 256V255H139ZM233 256H234V254H233ZM247 256V255H246ZM17 255H15V256H13V258H11L6 264H15V263H17ZM129 257V256H128ZM138 257V256H137ZM165 257H166V255H165ZM164 257V258H165ZM167 257H169L168 255H167ZM209 257V256H208ZM220 257V256H219ZM235 257H237L236 255H235ZM19 258H20V256H19ZM31 258V257H30ZM36 258V257H35ZM43 258V257H42ZM93 258V257H92ZM130 258V257H129ZM135 258H136V256H135ZM141 258V257H140ZM89 259V258H88ZM91 259V258H90ZM90 259H89V261H90ZM242 259H243V257H242ZM135 260H137V259H135ZM135 260H134V262H135ZM171 261H172V259H170ZM170 260H168V261H170ZM182 260V259H181ZM220 260V259H219ZM238 260H239V258H238ZM206 261V260H205ZM227 261H228V257H227ZM232 261V260H231ZM21 262V261H20ZM30 262V261H29ZM48 262V261H47ZM130 262V261H129ZM137 262V261H136ZM157 262H161L160 260H158ZM157 262L155 263V264H157ZM220 262H222V261H220ZM220 262H218V263H220ZM223 262H224V259H223ZM33 263V262H32ZM162 263V262H161ZM163 263H164V260H163ZM169 263V262H168ZM204 263V262H203ZM123 264V263H122ZM172 264V263H171Z\"/></svg>",
	"mask_w": 264,
	"mask_h": 264
}]
</instances>
